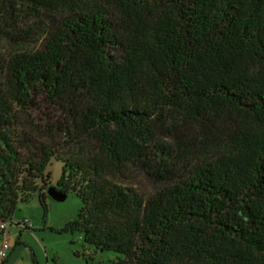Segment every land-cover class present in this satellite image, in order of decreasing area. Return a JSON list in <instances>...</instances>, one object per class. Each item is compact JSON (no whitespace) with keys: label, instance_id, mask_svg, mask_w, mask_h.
I'll return each mask as SVG.
<instances>
[{"label":"trees","instance_id":"1","mask_svg":"<svg viewBox=\"0 0 264 264\" xmlns=\"http://www.w3.org/2000/svg\"><path fill=\"white\" fill-rule=\"evenodd\" d=\"M1 38L2 224L57 161L116 264H264V0H0Z\"/></svg>","mask_w":264,"mask_h":264},{"label":"rangeland","instance_id":"2","mask_svg":"<svg viewBox=\"0 0 264 264\" xmlns=\"http://www.w3.org/2000/svg\"><path fill=\"white\" fill-rule=\"evenodd\" d=\"M36 41L31 43L30 49L40 48L42 42ZM16 47L12 42L0 39L1 55H10ZM48 170L51 174V186L61 189L56 184L62 175V163L53 161ZM133 184L145 194H150L156 189V185L144 174L136 175ZM38 196L39 194L36 193L28 202H19L11 220L4 223L6 230L5 235L0 232V248L4 236L8 239L10 247L4 264H33V256L38 264H116L118 262L120 257L116 253L101 252L88 246L79 233L59 232L77 218L81 199L75 193L69 192L63 202H57L49 197L46 217ZM24 222L27 224L26 227L23 226ZM76 253L80 256L75 255ZM4 260L0 257V264H3Z\"/></svg>","mask_w":264,"mask_h":264},{"label":"water","instance_id":"3","mask_svg":"<svg viewBox=\"0 0 264 264\" xmlns=\"http://www.w3.org/2000/svg\"><path fill=\"white\" fill-rule=\"evenodd\" d=\"M47 195L57 202H63L66 200L68 192L66 190L51 186L47 190Z\"/></svg>","mask_w":264,"mask_h":264},{"label":"built area","instance_id":"4","mask_svg":"<svg viewBox=\"0 0 264 264\" xmlns=\"http://www.w3.org/2000/svg\"><path fill=\"white\" fill-rule=\"evenodd\" d=\"M23 226L26 227L27 224L26 222L23 223ZM5 230L6 227L4 226V224L0 225V231L3 232V235H5ZM10 250L9 244H8V239L4 236V242L0 248V257L2 258V260L7 258V253Z\"/></svg>","mask_w":264,"mask_h":264}]
</instances>
